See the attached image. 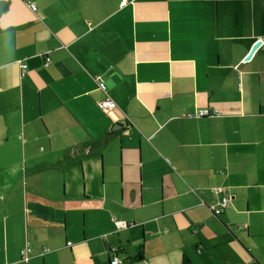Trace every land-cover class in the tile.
Returning a JSON list of instances; mask_svg holds the SVG:
<instances>
[{
    "label": "crops",
    "instance_id": "crops-1",
    "mask_svg": "<svg viewBox=\"0 0 264 264\" xmlns=\"http://www.w3.org/2000/svg\"><path fill=\"white\" fill-rule=\"evenodd\" d=\"M122 1L0 0V264H264V0Z\"/></svg>",
    "mask_w": 264,
    "mask_h": 264
},
{
    "label": "built area",
    "instance_id": "built-area-1",
    "mask_svg": "<svg viewBox=\"0 0 264 264\" xmlns=\"http://www.w3.org/2000/svg\"><path fill=\"white\" fill-rule=\"evenodd\" d=\"M128 2H129V0H123L121 3V6L125 7L128 4ZM31 9L34 12L37 11V7H35V6H31ZM23 68H26V66H24ZM96 82H97L98 88L105 95L104 99L99 102V107L101 109H103L105 112H109V111L116 109L117 108L116 103L113 100H111L110 98H108L106 95V86H105L104 80L102 78H97ZM206 116H209V111L201 112L198 115L199 118L206 117ZM228 200H229L228 197H225L220 204V208L214 210V214L216 216H219L222 213L223 209L227 207ZM116 226H117V229H127L129 227V224L127 222L117 221ZM29 252H30V249H28L26 252L24 251L22 254H23V256L25 254L28 255ZM116 252H117V250L113 254V256L110 260V264H125V262L118 257Z\"/></svg>",
    "mask_w": 264,
    "mask_h": 264
},
{
    "label": "water",
    "instance_id": "water-1",
    "mask_svg": "<svg viewBox=\"0 0 264 264\" xmlns=\"http://www.w3.org/2000/svg\"><path fill=\"white\" fill-rule=\"evenodd\" d=\"M260 46H261V42L259 41V42H257V43L255 44V46L253 47V49H252L250 55L247 57V60H250V59L252 58V56H253L254 53L258 50V48H259Z\"/></svg>",
    "mask_w": 264,
    "mask_h": 264
},
{
    "label": "trees",
    "instance_id": "trees-1",
    "mask_svg": "<svg viewBox=\"0 0 264 264\" xmlns=\"http://www.w3.org/2000/svg\"><path fill=\"white\" fill-rule=\"evenodd\" d=\"M104 83H105V81H104ZM105 86H106V84H105ZM103 94H104V93H103ZM106 95H107L108 98H110V97L108 96V93H107V86H106ZM111 100H112V99H111ZM98 107H99V103H98ZM99 108H100V107H99ZM100 110H102V111H103L104 113H106V114H108V113L110 112V111H109V112H105V111H104L103 109H101V108H100ZM112 111H114V110H112ZM116 254H117V252H116ZM111 258H112V257H111ZM140 260H141V256H139V255H138V257H136V258L133 259V261H135V262H136V261H140Z\"/></svg>",
    "mask_w": 264,
    "mask_h": 264
}]
</instances>
